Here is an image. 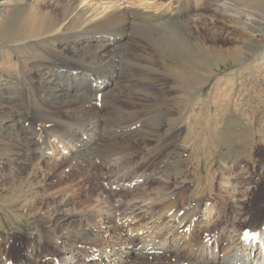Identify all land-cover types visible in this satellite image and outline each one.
I'll list each match as a JSON object with an SVG mask.
<instances>
[{
	"label": "rangeland",
	"instance_id": "374dc122",
	"mask_svg": "<svg viewBox=\"0 0 264 264\" xmlns=\"http://www.w3.org/2000/svg\"><path fill=\"white\" fill-rule=\"evenodd\" d=\"M136 1L143 4L136 8L150 13L180 11L178 0ZM22 3L27 9L46 11L63 4L90 8V12L109 5L106 0ZM184 4L186 28L168 25L176 29V40L170 34L160 38L156 30L136 27L126 42L135 50L120 53L114 44L108 45L107 54L119 53L113 58L112 54L109 63L82 66H89L85 78L92 86L110 73L116 76L108 89L116 90L104 106L96 101L61 106L54 101L49 119L39 118L37 107L30 110L33 126L48 136L50 144L49 149L41 147L45 138L29 135L30 141L39 143L29 167L21 170L23 151L16 128L9 129L7 138L0 136V147L7 149L0 150L1 162L8 153L7 164H0V264L120 263V247L139 250L159 243L182 251L202 229L207 232L200 244L207 246L191 247L183 259H176L177 264H264V232L250 243L243 235L245 230L253 235L264 227V0ZM126 6L131 7L121 4ZM12 10L14 0H0L3 80H14L6 57L21 41L11 35L17 19ZM250 44L255 51L244 56ZM32 101L29 90L20 102L28 108ZM12 107L21 108L15 103L0 106V120L11 123L5 118ZM69 107L80 113L71 112L68 118ZM53 117L61 119L58 123L63 127L79 128L86 119H100L103 131L135 133L120 139L124 147L107 162L89 158L101 169L98 187L92 188L83 181L90 169L88 157L72 158V150L64 151L65 146L51 136L56 128L52 121L57 120ZM109 137L110 133L105 144ZM133 168L141 172L133 173ZM167 199L176 203L179 218L199 201L198 214L181 222L188 236L181 244L174 242L173 232L181 226L173 220V212L164 219L159 215ZM66 215L69 219L61 225L55 222ZM82 223L92 228L91 238H79L76 231ZM31 247L42 252L39 258L30 255Z\"/></svg>",
	"mask_w": 264,
	"mask_h": 264
},
{
	"label": "bare ground",
	"instance_id": "6f19581e",
	"mask_svg": "<svg viewBox=\"0 0 264 264\" xmlns=\"http://www.w3.org/2000/svg\"><path fill=\"white\" fill-rule=\"evenodd\" d=\"M76 1L81 3L84 0ZM106 1H108L109 5L104 7V9L100 10V8L96 6L90 12V8L79 10L78 6L76 7L72 4L59 5L56 8H53V11H46L44 7H30V9H27V5L25 6V3H22L25 2V0H14V10H12L11 15L16 14L15 16H17L13 32L14 35L16 34V37L12 33L11 35L13 38H17V40L21 41L13 46V50L10 54H7L6 57L9 62L8 73L12 74L10 76L13 77L14 80L9 78L7 80L0 79V106L15 103L16 106L20 105L21 108L14 110L15 107H12L11 111L5 118L9 119V122L11 123L6 122L5 120H0V136H2V138H7L10 133L9 129L13 126L16 128V139L18 141V145L21 146L23 151L21 157V170L29 167L27 162L29 161V164L32 163L35 155V148L39 146L38 142L34 143L29 140L30 134H39L45 138L41 147L49 149L50 144L48 136L43 132L38 131L36 127L33 126V120L29 118L28 114L33 107L38 108L37 116L39 118L49 119L52 118V115L50 114V105L54 104V101H57V103L61 106L75 102L93 103L94 101H96V104H99L98 106H104L105 103H108L107 98L116 90V88L108 90L112 87V84H114L116 76L110 73L109 75L104 76L99 85L92 86V84H90L85 78V73L89 69V66L92 67L93 65L100 63H109L111 61L110 56L112 54V58L119 54H107V50L109 48L108 45L114 44L115 49L118 52L126 53L135 50L133 46L126 43L128 40H131L129 39V31L133 28L143 27L156 30L160 32L158 37L162 38L170 34V37L176 40L177 36L173 33L176 32V29L173 30L168 25L174 24V27H177V29L181 27L186 28L187 26L185 23L187 20L185 19L186 10L184 3L188 0H178V3L180 4V11L176 14H172L171 9H163L159 13H150L144 11V9L141 10L140 8L143 4H137L136 0ZM198 1L199 0H197V3ZM121 2L129 3L131 7H121ZM163 6L164 5H161L156 9L159 10ZM11 15L9 14L10 17ZM9 16L4 18V20H9ZM255 25L258 28H262L260 24L255 23ZM102 32L107 34H99ZM94 34L96 36H93ZM97 35H101L100 39ZM96 40L100 43H94ZM244 51H246L245 53L243 52L244 56L247 54H253L255 51L253 50V44L245 46ZM1 55L2 54L0 53V56ZM30 59L32 60L29 61ZM242 60L245 59L242 57ZM87 63L89 66L82 67ZM18 64H20V66ZM29 90L33 101L28 108H25L24 104L20 101L27 99V92ZM105 90L108 91L105 92ZM86 92H88V95ZM69 109L70 107L68 109L66 108L65 111L68 118L72 116L70 114L71 112L80 113L78 110L74 111L73 109ZM53 118L57 120H51L56 123L54 124L56 128L51 130V136H54L55 139L59 140L63 146H65L64 151L68 153L69 150H66L67 148L72 150V158L88 157L87 162L90 169H87L86 177L83 181H87L89 183V187L92 188L98 187V185H96V181L101 178V174L99 173L101 169L97 163L92 162L89 158H104L106 161V159L116 156L118 154V150L124 147L120 139L123 140L128 137V135H133L135 133L133 132L129 134V132H123L122 134L117 135L118 131H103L101 126L104 122L100 119H86L81 127L76 128L74 127L75 125L63 127L61 123H58L61 119L56 117ZM20 125L23 126L20 127ZM108 133H110V137L107 139V144H105V138H107ZM2 148L0 147V150H7L6 147ZM203 154L205 155L206 153H202V155ZM4 155L6 156L8 153H5ZM5 156L2 158L4 159L3 162L0 161V164H7L6 161L8 160H6ZM144 165L145 164H141L139 167ZM205 165L209 164L207 163ZM180 169L181 168H179V170ZM132 172L137 173L141 172V170L139 168H133ZM197 202L198 203L193 206L190 211L186 212L185 215L182 214L184 216L181 218H179L181 215H179L178 211L175 209L176 203L171 199H167L165 201L162 205V210L160 208L161 211L159 212V215L161 219H164L165 214L173 212V220H176L181 226L173 232V234L177 236L175 240L173 239L175 244H181L182 241L185 242L184 239H187L188 236L185 235L186 232L181 230L183 227L181 222H184L187 218L188 220H192V218L198 214L201 208H199V201ZM206 208L208 209V207ZM212 212L213 211L211 209L209 215ZM66 216L67 217H59L55 222H60L61 225V222L69 219L68 215ZM169 218H171V216ZM91 230L92 228L89 227L88 224L82 223L76 232L78 235H81H79L80 237L78 236L80 239H82L81 237L91 238ZM199 231H201V235H196V237H191L190 239L188 238L189 240L186 245V250H175L173 247L168 249L165 245H161L159 243H152L149 247H144L139 250L120 247L118 251L122 258L120 263H106L104 261L102 264H130L131 262L135 264H154V261L161 264H177L176 259L185 257L187 251L190 250L191 247L192 250H196L195 248H199L201 245L204 247L207 246L205 245V242L200 244L207 230L202 229ZM263 232L264 227L259 230L255 229L253 235L250 234L245 236V240L247 239L250 243L256 238L261 239ZM257 233L258 235H256ZM250 238H252V240ZM217 242L218 245H220L219 240ZM206 243H208V241ZM254 246L255 245L251 246V249ZM28 251L32 256H34L33 253H35L37 258H39L42 253L40 250H37V248L34 250L32 247L29 248ZM91 252H93L92 256L97 255V251ZM90 255L91 254H88L89 257ZM238 263L239 262L237 261L234 262V264ZM192 264H195V262ZM197 264L211 263L201 261Z\"/></svg>",
	"mask_w": 264,
	"mask_h": 264
},
{
	"label": "snow or ice",
	"instance_id": "6c2138e0",
	"mask_svg": "<svg viewBox=\"0 0 264 264\" xmlns=\"http://www.w3.org/2000/svg\"><path fill=\"white\" fill-rule=\"evenodd\" d=\"M256 235H258V233Z\"/></svg>",
	"mask_w": 264,
	"mask_h": 264
}]
</instances>
